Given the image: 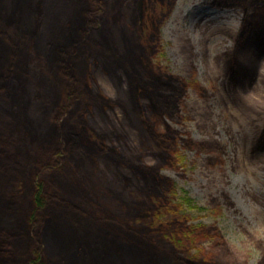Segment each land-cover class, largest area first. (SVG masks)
<instances>
[{
	"label": "rangeland",
	"instance_id": "374dc122",
	"mask_svg": "<svg viewBox=\"0 0 264 264\" xmlns=\"http://www.w3.org/2000/svg\"><path fill=\"white\" fill-rule=\"evenodd\" d=\"M105 2L102 22L88 33L86 43L78 50L80 56L73 61L78 64L74 76L82 79L80 89L75 86V79L63 80L59 76L52 53L60 28L71 27L69 0H44L37 36L28 32L31 19L24 14L22 2L18 1L13 15L8 8L1 10L4 21L0 31H8L13 41L24 42L17 53L18 59L25 56L24 68L8 81L7 91L0 93V115L6 118L8 107L11 112L16 110L15 99L9 96L19 82L26 89L24 102L21 101L25 105L28 101L33 120L25 126L24 143L18 139L14 148V137H11L17 135H13L9 125L0 126L1 166L12 161L2 153L4 148L13 157V176L20 177L19 172L25 169L32 175L22 184L33 182L42 135L70 88L76 91V96L71 112L61 125L69 122L73 129L80 131L86 149L74 146L70 152L69 147L67 167L62 171L63 178L88 201L78 199V207L84 204L85 209L96 214L98 210L93 206H97L103 214L119 219L129 215L133 219L143 217L162 197L156 191L142 189V183L134 177L135 167L158 168L157 162H162L166 166L161 173L171 179L176 191L172 206L162 216L186 214L192 225L216 226L223 238L215 236L200 242L192 252L213 254L224 264H264V150L255 152L256 141L264 129V58L256 62L249 56L244 58L257 73L255 81L245 85L239 79L232 81L227 64L242 33L245 12L240 8H221L217 0ZM1 45L0 53H3L4 45ZM148 64L154 79L159 77L157 72L188 84L182 123L169 120L168 123L184 139L190 136L197 142L219 143L225 151L222 163L215 160L212 164L210 161L216 159V154L186 148L182 140L178 149L183 157L175 163L171 155L159 148L141 123L134 100L137 74ZM204 91L207 96L201 94ZM166 128L164 124L159 127L161 131ZM97 143L104 145L103 153L88 151L98 150ZM12 188L6 184L2 187L0 182V194L7 196ZM184 196L193 200L196 207L183 203ZM226 196L232 205L227 203ZM28 202L24 194L19 198L22 209L15 215L16 227L21 218L28 216L29 211L21 213ZM177 205L182 206L180 210ZM3 217L8 221L11 216ZM58 217L55 228L59 237L55 239L56 247L59 246L52 245L50 249L48 241L43 254L47 259L56 260L57 249L75 257L80 241L86 242L76 232H82L80 223L74 218L65 222L66 219ZM221 239L228 245V256ZM21 252L26 262L28 250Z\"/></svg>",
	"mask_w": 264,
	"mask_h": 264
},
{
	"label": "trees",
	"instance_id": "16d2710c",
	"mask_svg": "<svg viewBox=\"0 0 264 264\" xmlns=\"http://www.w3.org/2000/svg\"><path fill=\"white\" fill-rule=\"evenodd\" d=\"M18 1L22 2L24 14H28V19H31L28 32L37 36L41 30L44 0H0V13L1 10L8 8L7 11L13 15ZM105 1L69 0L71 27L66 29L60 28L61 23L57 25V29L60 28L61 32L59 37L54 39L52 50L56 71L63 80L75 79L77 89H80L81 86L78 87V85L80 82L82 84V79L80 76H74L78 64L73 61L80 56L78 50L86 43L88 33L90 34L93 28L102 22L104 16L101 14H103ZM217 1L221 8H241L246 13L242 33L236 39L237 45L229 55L227 64L234 79L249 76L253 82L257 78L256 70L243 60L247 56L251 57L252 62L264 58V0ZM3 21L0 17V24ZM8 34V31H0L2 41L0 43L4 45V51L0 53V93L7 91L8 81L11 82L18 70L24 68L22 61L25 54L18 59L17 50L25 43L19 40L13 41L14 39ZM12 54L17 57H13ZM140 70L141 73L137 74L136 78L138 81L134 94L135 106L141 123L157 142L159 148L167 155H171L172 162L175 163L183 157L178 149V143L182 140L186 148L207 151L209 155L216 154V159L210 161L212 164L215 160L222 163L221 156L224 148L219 143L197 142L190 136L184 139L181 137L182 133L168 123V120L182 123V110L188 94V84L180 78L157 72L156 76L159 77L154 79L150 73L153 70L149 69V64L146 65V69L144 66ZM16 85L13 95L9 96L15 99L16 110L11 112L8 107L5 109L8 116L5 118V115H0V126L9 125L13 135H17L11 137L12 139L14 137L13 148L18 139L24 143L22 137L25 126L33 122L28 112V101L27 106L22 103L26 89L19 82ZM201 94L207 96V91ZM75 96L76 91H71L69 88L62 103L49 119L50 125L42 135L38 161L40 163L37 162L38 166L32 183H27L25 186L22 184L24 180L29 181L28 177L32 175L28 170H21L20 177L19 174L13 176L14 169L11 165L13 157L6 149H2V153L12 161L4 162L2 166L0 164L2 168L0 182L2 187L6 184L13 188L7 192V196L0 194V264H224L213 254L192 252L196 250L200 242L210 241L215 236L220 237L219 228L204 224L192 225L189 223V216L183 213L181 217H179L180 214L168 218L162 216L161 213L172 206L171 200L176 192L171 179L161 173V169L166 166L162 162H157L158 168L145 165L135 167L134 177L142 183V189L156 191L161 195L159 197H162L147 209L143 217L133 219L129 215L119 219L115 216H107L99 207L93 206L101 214L97 216L98 213L85 209L82 206L84 204L77 206L78 199L84 203L88 201L73 189V185L67 182L69 180L63 178L62 168L65 171L67 167L66 157L69 154V147H71L70 152L73 151L74 146L86 148L83 146V135L80 131L73 129L69 122L65 126L61 125L65 121L66 114L71 112ZM143 101L147 103L142 105ZM27 119L30 122H27ZM163 124L167 127L165 131L159 129ZM97 145L98 150L94 148L87 150L96 154L103 153L104 145L100 143ZM256 145L255 151L264 149V129ZM15 156L19 155L15 153ZM23 194L29 202L27 207H23L21 213L26 214L27 211L29 213L24 220L21 218L19 227H16L18 225L14 223V218L22 209L19 198ZM181 200L190 208L196 207L193 205V200L187 196L182 197ZM181 207L177 205L179 210ZM49 208L53 209V212L49 211ZM4 215L11 217L5 221ZM58 216L66 219L65 222L74 218L80 223L82 232L78 230L76 232L77 235H82V239L85 238L86 242L80 241L75 257L67 256L64 250L57 249L56 260L47 259L43 254V247H46L48 241L50 249L52 245L56 247L55 237H59L56 234L58 227L56 217L59 218ZM222 239L221 246L225 250V255L228 256L229 251L226 252L228 245ZM24 244L27 246L25 249H23ZM22 250H28L29 258L26 262L20 256Z\"/></svg>",
	"mask_w": 264,
	"mask_h": 264
},
{
	"label": "bare ground",
	"instance_id": "6f19581e",
	"mask_svg": "<svg viewBox=\"0 0 264 264\" xmlns=\"http://www.w3.org/2000/svg\"><path fill=\"white\" fill-rule=\"evenodd\" d=\"M263 59V58H262ZM261 62V61H260ZM151 73V72H150ZM231 78H232V81L233 82H235V80H238L237 78L236 79H234L233 78V76L231 75ZM239 81H240V83L242 84V85H245V84H247V83H253L252 82V80H251V78L249 77V76H245V77H243V78H240L239 79Z\"/></svg>",
	"mask_w": 264,
	"mask_h": 264
},
{
	"label": "flooded vegetation",
	"instance_id": "af4514ba",
	"mask_svg": "<svg viewBox=\"0 0 264 264\" xmlns=\"http://www.w3.org/2000/svg\"><path fill=\"white\" fill-rule=\"evenodd\" d=\"M241 9V8H240ZM245 15H246V13H245ZM224 149H223V154H224ZM255 152H257V151H255ZM227 197V196H226ZM227 203H229L230 205H232L233 203L231 202V200H229V198L227 197Z\"/></svg>",
	"mask_w": 264,
	"mask_h": 264
}]
</instances>
